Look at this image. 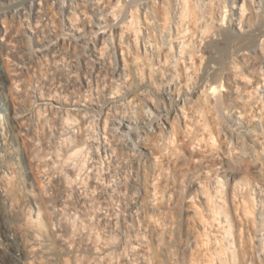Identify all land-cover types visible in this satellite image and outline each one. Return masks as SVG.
Returning a JSON list of instances; mask_svg holds the SVG:
<instances>
[{"label": "clouds", "instance_id": "clouds-1", "mask_svg": "<svg viewBox=\"0 0 264 264\" xmlns=\"http://www.w3.org/2000/svg\"><path fill=\"white\" fill-rule=\"evenodd\" d=\"M0 264H264V0H0Z\"/></svg>", "mask_w": 264, "mask_h": 264}]
</instances>
